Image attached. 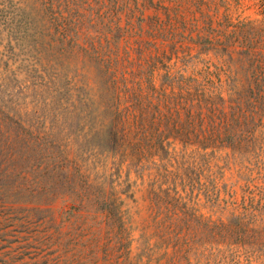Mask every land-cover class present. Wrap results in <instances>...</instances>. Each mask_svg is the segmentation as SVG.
Returning <instances> with one entry per match:
<instances>
[{
	"label": "trees",
	"instance_id": "16d2710c",
	"mask_svg": "<svg viewBox=\"0 0 264 264\" xmlns=\"http://www.w3.org/2000/svg\"><path fill=\"white\" fill-rule=\"evenodd\" d=\"M14 1L24 25L33 17L55 25L60 56L83 66L82 82H72L86 84L84 99L72 108L81 109L79 122L95 124L96 138L105 137L100 156L120 177L127 171L123 183L140 198L129 208L122 193H95L73 148L48 149L42 137L34 152L26 150L34 156L8 157L31 162L26 172L3 166L0 176L25 179L26 189L51 204L63 202L88 222L117 230L119 251L111 246L103 264H264V52L229 53L221 84H175L171 62L180 47L193 49L197 25L162 20L159 2L69 0L67 11L55 14L54 0ZM154 5L155 15L146 16ZM162 76L170 84H156ZM4 138L18 146L15 135ZM35 159L42 164L34 167ZM232 171L234 182L227 179Z\"/></svg>",
	"mask_w": 264,
	"mask_h": 264
},
{
	"label": "rangeland",
	"instance_id": "374dc122",
	"mask_svg": "<svg viewBox=\"0 0 264 264\" xmlns=\"http://www.w3.org/2000/svg\"><path fill=\"white\" fill-rule=\"evenodd\" d=\"M155 1L159 2L162 20L172 19L181 25L190 20L197 25L193 49L180 47L179 57L171 62L169 71L175 84H221L229 53L243 56L264 52V0ZM18 4L0 0V168L16 166L26 172L31 162L10 163L8 157L34 156L26 150L34 152V139L42 137L48 149L62 152L73 148L80 167L91 175L95 193L106 192L111 199L122 193L124 206L131 208L140 195L132 198L128 183H123L127 171L124 169L120 177L116 167L100 156L98 150L105 148L101 143L105 137L96 138L91 133L95 124L79 122L81 109L72 108L73 101L80 108L78 101L84 99L82 89L86 84L72 82H82L83 66H70L69 57L60 56L62 53L54 47L56 26L50 21L41 25L33 17L27 22L31 25H24L26 18ZM69 4V0H54L55 14L66 12ZM155 7L148 9L146 16L155 15ZM231 26L239 30L237 34ZM127 75L133 77L131 71ZM156 84L170 81L162 76ZM73 89L81 90L80 94L74 95ZM7 134L15 135L18 146L4 142ZM25 138L31 140L30 145L23 144ZM41 164L33 160L34 167ZM230 178L236 181L234 171L227 173ZM28 183L22 178L0 176V264H103L105 252L118 244L117 230L105 229L102 222H88L63 202L51 204L47 195L26 189ZM119 184L123 185L120 189ZM116 249L119 251L118 246ZM118 257L117 252L114 263ZM108 261H112L111 256Z\"/></svg>",
	"mask_w": 264,
	"mask_h": 264
}]
</instances>
